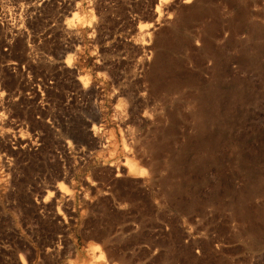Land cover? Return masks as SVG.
I'll use <instances>...</instances> for the list:
<instances>
[{
  "label": "rangeland",
  "instance_id": "rangeland-1",
  "mask_svg": "<svg viewBox=\"0 0 264 264\" xmlns=\"http://www.w3.org/2000/svg\"><path fill=\"white\" fill-rule=\"evenodd\" d=\"M263 8L0 0V264H264Z\"/></svg>",
  "mask_w": 264,
  "mask_h": 264
},
{
  "label": "bare ground",
  "instance_id": "bare-ground-1",
  "mask_svg": "<svg viewBox=\"0 0 264 264\" xmlns=\"http://www.w3.org/2000/svg\"><path fill=\"white\" fill-rule=\"evenodd\" d=\"M238 8H239V13H235V14H237L236 15V17L237 18H243V16H246L247 15V13L245 14V12H246V7L244 6V4H240L239 6H238ZM207 10V9H206ZM261 12L264 14V8L261 10ZM209 13V12H208ZM214 14H215V12H213ZM212 13V14H213ZM198 14V15H197ZM197 18L195 19V20H202V18L204 17V15H205V12H203V10H202V12L201 13H199V11L197 12ZM211 14V13H210ZM207 16H208V14H207ZM218 16V15H217ZM216 18V17H215ZM220 18V17H219ZM218 18V19H219ZM218 19H215L214 21H212V23H210V25H209V28L208 29H211V27H212V29H213V27H216V26H220V25H222L223 23H224V25H225V23H226V25L227 24H231V20H229V23H227L226 21H228V19L227 20H222V21H220V20H218ZM206 24V23H205ZM208 24V23H207ZM205 27V26H204ZM207 32H209V31H207ZM209 37V36H208ZM228 40V39H227ZM208 41V40H207ZM210 42L212 41L211 39L209 40ZM208 41V42H209ZM242 43V42H241ZM182 44H189L188 43V41H186V40H182V39H175L174 41H169L168 43H167V49H170V50H178L179 49V47L182 45ZM206 44V43H205ZM211 53V52H210ZM215 53H216V51H215ZM213 54V53H212ZM165 61H170L169 59V57H167L166 55L164 56V55H160ZM226 59H227V55H224L223 54V52H221V51H219V52H217V60H215L216 61V63L213 65V72L215 73V71L218 69L219 71L220 70H222V71H224L225 70V66H226ZM180 63L181 64V62L179 61V60H177L176 61V63ZM156 67H157V65H156ZM158 69H161L160 68V66H158L157 67V69H156V71L154 72V74L151 76V77H149V78H147L148 79V81H150V88L152 89V90H156V89H160V88H167V89H171V88H174V87H176L177 86V81L176 80H172L171 81V83H169V81L168 80H165V78L163 77V76H160L159 74H158Z\"/></svg>",
  "mask_w": 264,
  "mask_h": 264
}]
</instances>
